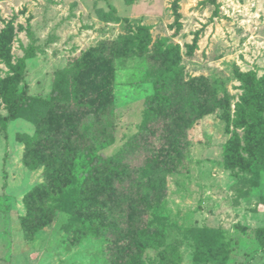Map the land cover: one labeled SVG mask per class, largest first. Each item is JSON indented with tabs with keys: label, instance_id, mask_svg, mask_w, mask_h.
I'll use <instances>...</instances> for the list:
<instances>
[{
	"label": "rangeland",
	"instance_id": "1",
	"mask_svg": "<svg viewBox=\"0 0 264 264\" xmlns=\"http://www.w3.org/2000/svg\"><path fill=\"white\" fill-rule=\"evenodd\" d=\"M0 49L12 62L30 53L28 95L50 101L67 72L69 91L92 107L35 105L0 132V264H124L135 231L153 239L141 264H264V0H0ZM160 73L166 96L179 94L151 105L141 131ZM9 76L0 59V81ZM171 129L184 146L179 171L143 169L172 151ZM87 152L118 156L124 171L76 218L58 205L91 194L71 179ZM99 222L106 228L91 233ZM202 228L222 245L195 263Z\"/></svg>",
	"mask_w": 264,
	"mask_h": 264
},
{
	"label": "trees",
	"instance_id": "2",
	"mask_svg": "<svg viewBox=\"0 0 264 264\" xmlns=\"http://www.w3.org/2000/svg\"><path fill=\"white\" fill-rule=\"evenodd\" d=\"M120 41L115 42L111 45L118 46ZM30 57V53L27 51L24 54V57L17 58L15 61H11V58L0 49V59L3 62L4 66L7 69V74L10 75L6 78L9 81V86L6 87V80L0 81V100L6 105L8 116L1 117L0 116V132L5 134L6 137V126L9 121L16 120L21 114H23L26 110H30L33 106L39 105L48 108L53 102L58 101L59 99L67 100L74 105V107L78 109H85L89 112H92V107L86 105L85 103L81 102V99L78 98L75 89L69 91L70 87L73 86L67 80V72H62L60 81L55 85L54 90L51 93L50 101H45L39 98H35L33 96L28 95L26 85L23 83L24 79V70H25V58ZM166 57L171 58L172 52L166 54ZM79 65L76 68L78 71ZM161 74V73H160ZM248 76V75H247ZM168 78L164 77V75H158L155 77V80L152 82L154 85V92L151 96L146 97L145 105H147V109L144 112L143 119L140 124V129L146 130L148 128V124L150 122L149 118L154 114L152 110L153 107L151 105H160V106H171L175 101L176 97L179 93L172 94L171 96H166L169 82ZM23 83V89L18 91V85ZM179 84H175L173 89H178ZM74 88V87H73ZM250 107L251 113L254 117H259V109L262 106L260 100L254 96H252V100L247 103ZM104 105L100 103L97 106ZM96 106V108H97ZM238 109L241 106H237ZM160 107H155V110L159 109ZM182 114V111H181ZM176 132L174 129H171V134L169 137V142L172 146V151L170 153L165 148H162L161 153H153L145 160V165L143 169L146 168L148 165H156L158 169L169 168L171 172H177L180 169V165L182 163L183 156L181 155V151L183 150L184 146L180 143L179 139L175 137ZM58 164V160L54 161ZM54 163L56 166L57 164ZM72 165H70L67 169H71ZM142 169V170H143ZM124 171V165L121 159L118 156H106L102 153L100 154H93V153H86L84 165L82 166L79 176L80 180L72 179L73 184L79 185L91 192L90 195H85L81 201L75 198H66L65 201L62 199L59 200L58 209L62 212L69 213L73 215V217H78V212H76L77 207L82 205L83 208L87 207H94L97 203V198L99 195L95 194L98 190L104 189L102 187V183L105 182L106 178L109 176H119ZM69 174V173H68ZM58 180V179H56ZM138 196V200H141V197ZM103 197L107 198V193L103 195ZM76 200L80 201L82 204H78ZM145 204L143 212L149 210V203H146V200H143ZM130 205L137 210V204L131 202ZM140 214V212H139ZM76 217V218H77ZM85 221V220H84ZM111 228V224L108 223ZM92 228L89 226V230L93 234H97L100 232L101 228H106L107 223L99 222L95 226L92 224ZM40 228V222L34 224V231H37ZM257 232L263 234L262 242H261V251L264 256V229H257ZM223 239L222 235H216L213 229H197V238H196V245L197 251L194 255V262H210L214 254L220 249L222 243L221 240ZM151 237H146V233L135 231L133 237L130 240L128 245V251H130L129 256L126 255L124 264H141V255L146 247L147 244L152 242ZM118 252L114 253L112 256L114 259H124L125 254L121 255ZM113 259V260H114Z\"/></svg>",
	"mask_w": 264,
	"mask_h": 264
}]
</instances>
